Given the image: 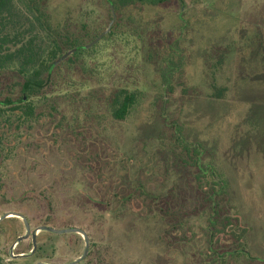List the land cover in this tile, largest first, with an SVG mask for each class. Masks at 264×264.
<instances>
[{
	"label": "rangeland",
	"instance_id": "1",
	"mask_svg": "<svg viewBox=\"0 0 264 264\" xmlns=\"http://www.w3.org/2000/svg\"><path fill=\"white\" fill-rule=\"evenodd\" d=\"M44 1L52 22L88 45L113 19L105 0ZM115 14L110 32L57 69L47 95L32 98L46 115L0 154V218L21 215L31 232L83 230L89 252L79 264H205L203 170L213 177L202 183L225 189L218 229L249 230L254 260L237 264H264V0L138 3ZM120 89L137 103L116 121L110 99ZM152 196L198 212L185 218L189 242L167 245ZM25 234L21 217L2 219L0 264H69L86 246L81 233L39 231L30 254L31 236L14 245Z\"/></svg>",
	"mask_w": 264,
	"mask_h": 264
},
{
	"label": "trees",
	"instance_id": "2",
	"mask_svg": "<svg viewBox=\"0 0 264 264\" xmlns=\"http://www.w3.org/2000/svg\"><path fill=\"white\" fill-rule=\"evenodd\" d=\"M21 1L26 4L30 18H22L15 12L13 0H0V154L16 140V134L24 126L31 125L46 115V111L42 110V107L32 98L45 95L44 87H51L49 83L53 81L55 71L74 57H78L88 45L76 33L52 22L53 19L46 10L44 0ZM105 1L109 5L112 3L114 9L119 12L122 7L126 8L138 3L158 6L173 0ZM38 29L48 43L46 47L40 40L41 35H34ZM70 50H75L73 55L52 72L53 64ZM18 90L19 96H17ZM24 94L27 96V101L24 99ZM49 101L51 104V99ZM136 103L135 92L127 89L114 92L110 99L113 118L116 121L125 120ZM53 109L56 108L53 107ZM198 175L199 190L202 194L201 210H206L210 215L209 227L205 230L207 250L202 260H207L205 264H237L247 259L254 260L249 257L246 250L249 231L246 226L241 227L243 230L218 229L225 221L220 210L221 202L217 200V197L219 199L223 197L224 187L216 182L202 183V179L213 177L211 173L206 175V172L202 170ZM215 187H219V190ZM151 198V205L158 211L159 217L161 216L166 222V230L162 235L167 245H174L175 242L179 247L181 243L189 242L190 238L183 227L187 221L185 218L192 214L197 215L198 212H187L184 210L187 208L186 202L182 201L181 206H178L180 204L174 202V196L171 198L152 196ZM43 205L52 207L50 201L46 200ZM238 224L244 225L241 218L238 219Z\"/></svg>",
	"mask_w": 264,
	"mask_h": 264
},
{
	"label": "water",
	"instance_id": "3",
	"mask_svg": "<svg viewBox=\"0 0 264 264\" xmlns=\"http://www.w3.org/2000/svg\"><path fill=\"white\" fill-rule=\"evenodd\" d=\"M110 6H111L112 13H113V19H112V21H111L108 29L103 34H101L95 41H93L91 44L87 45L85 47L86 49L91 48L93 45H95L99 40H101L105 35H107L110 32L111 27H112L113 23L116 20V14H115L114 6H113L112 3H110ZM74 52H75V50H71V51L67 52L63 57H61L60 59H58L53 64L51 70H53L56 65H58L64 59H66L68 56L72 55ZM8 216H19V217H21L23 219L24 224H25V227H26V234L24 236L19 237L16 240V242H15L14 245L19 244L20 242H22L23 240L28 239L31 236L32 237V243H33V249L30 252V254H33L36 251V249H37V233L39 231H47V232L54 233V234H59V235H61V234H68V233H81V234H83L84 239H85V244H86L84 253H83V255L80 258H78L77 260H75V261H73V262H71L69 264H79L80 262H82L87 257L88 252H89V239H88L87 235L85 234V232L83 230H80L78 228L54 229V228H51V227L44 226V227H41V228L36 229L34 232H31V228H30L29 223L21 215L13 214V213L5 214L3 217L0 218V221H2L3 218H6ZM30 254H22V255H18L17 257H26V256H29ZM39 264H47V263H39Z\"/></svg>",
	"mask_w": 264,
	"mask_h": 264
}]
</instances>
